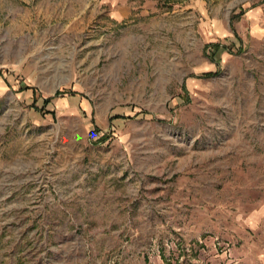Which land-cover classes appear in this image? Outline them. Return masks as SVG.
<instances>
[{
	"label": "rangeland",
	"instance_id": "obj_1",
	"mask_svg": "<svg viewBox=\"0 0 264 264\" xmlns=\"http://www.w3.org/2000/svg\"><path fill=\"white\" fill-rule=\"evenodd\" d=\"M0 264H264V0H0Z\"/></svg>",
	"mask_w": 264,
	"mask_h": 264
}]
</instances>
